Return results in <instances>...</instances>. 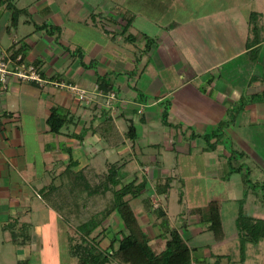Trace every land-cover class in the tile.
I'll list each match as a JSON object with an SVG mask.
<instances>
[{
	"label": "crops",
	"instance_id": "0c3cea01",
	"mask_svg": "<svg viewBox=\"0 0 264 264\" xmlns=\"http://www.w3.org/2000/svg\"><path fill=\"white\" fill-rule=\"evenodd\" d=\"M11 2L24 13L11 26V12L0 0V47L8 53L21 47L25 59L37 65L43 76L77 84L91 100L79 101L65 88L12 76L6 89L0 84L2 252L1 244L11 243L30 256L25 264H42L39 253L50 249L43 256H59L63 258L60 264H77L69 247L70 240L80 235L77 225L84 218L83 207L79 210L82 217L75 213L68 217L70 204H76L67 194L78 202L84 197L83 191L74 193L67 181L69 149L77 162L72 171L90 165L103 172L114 156V162L125 171L123 183H127L125 177L142 174L147 181L145 193L155 192L156 184L163 183L158 181L160 177H177L185 189L190 178L217 177L216 168L221 164L218 171L227 172L226 150L222 145L206 150L202 136L238 107L236 99L264 92V0H242L243 12L235 10L232 0ZM251 12L259 14L260 42L248 47ZM43 24L58 31L37 27ZM99 77L106 80V91L98 87ZM109 91L116 93L111 116L123 138L117 147L107 146L93 131L105 112L110 113L103 101ZM257 102L262 103L249 101L236 112L234 122L224 128L225 137L254 146V131L262 128L263 120L245 124L242 114L254 112ZM164 104L168 106L166 122L161 117ZM52 108L70 118L59 134L51 133L46 123ZM130 122L135 126L133 139L125 137ZM101 159L105 164L99 169ZM248 166L252 172L253 166ZM230 178L225 181L231 182ZM197 204L185 202L184 211L178 213L187 217L186 227L179 231L189 245L197 247L191 253L194 260L209 258L213 254L207 251L209 242H215L213 235L204 236L205 231L195 225ZM139 216L147 220L150 231V225L157 229L148 216ZM166 216L171 225L181 223L178 218L171 221L167 212ZM53 219L62 226L63 249L53 246L57 236ZM95 229L91 235H97L100 246L109 249L111 240L125 227L112 212ZM13 234L18 243L13 242Z\"/></svg>",
	"mask_w": 264,
	"mask_h": 264
},
{
	"label": "trees",
	"instance_id": "16d2710c",
	"mask_svg": "<svg viewBox=\"0 0 264 264\" xmlns=\"http://www.w3.org/2000/svg\"><path fill=\"white\" fill-rule=\"evenodd\" d=\"M2 1H5L7 9L11 12V26H13L16 24L19 14L24 13V10L17 8L11 0ZM248 25L251 36L247 41V45L251 47L260 42L261 25L257 12L249 14ZM37 27L45 28L50 33L58 31V28L53 25L47 26L43 24ZM21 50L20 47L10 54L14 56L20 54L25 59ZM97 81L99 88L104 91L108 89L109 86L103 77H99ZM261 94L264 96V92ZM250 99L253 100L255 98ZM262 100H264V97ZM243 104H238L235 110H230L229 114L231 113V118L228 121L221 120L215 129L203 134L202 138L206 150H215L220 144L224 146L223 148L228 154L226 158L227 172L224 175L225 178H229L233 173H239L248 189H259L264 195V121L261 133L262 142L259 143L261 147L260 155L263 159V179L260 181H253L251 179V168L247 164L236 162L245 155V152L234 149L229 142L230 139L223 135L224 127L235 116L233 114H236L239 109L243 108ZM167 108L168 106L164 104L161 114L164 122H166ZM69 121L70 118L61 113L58 108H52L46 118L48 129L53 134H59L62 127L68 125ZM93 131L100 136L107 146L117 147L123 143V138L111 114L108 112H105L103 119L93 128ZM135 135V126L133 122H130L125 137L133 139ZM224 138H226L225 141L223 140ZM68 153L69 163L66 171L68 174V184L74 193L80 190L85 192L86 196L81 202H78L76 198L74 200L70 194H67L72 202H75V207L77 208L74 210L75 207L73 204H70V209L66 214L68 217H71L72 213L79 216L81 206L83 207L81 211L82 216L85 212L91 214L86 220L80 219V223L77 225L80 235L69 247L70 254L77 259V264H107L111 261L117 264H217V260L225 256L223 254H213L216 257L214 263H211L207 257L194 260L191 253L197 247L189 245L188 241L179 231L180 228L186 227L185 221L179 223L178 226L171 225L167 219L166 210L160 206L153 208V212L159 218L158 230L154 241L148 227L140 220L137 210L133 207L130 200L125 198L127 195L135 198L141 194L146 185V179L139 182L137 179H132L127 183H123V176L118 174L116 168L118 165L116 166V164H112L103 172H96L90 165L74 172L71 168L77 162L71 158L70 149ZM170 179V177H167L164 183L156 184L154 188L155 193L167 195L170 189ZM224 199L225 197L219 193L218 196L211 197L195 210L197 214L196 221H199L195 223L196 227H201L205 232L211 231L216 241L222 240L225 235V232L222 230V216L220 212L221 201ZM148 201V198L144 200L146 207L150 206ZM238 201L241 207L236 216V229L240 237L241 257L239 260L231 263L243 264L244 257L242 252L245 244H256L264 240V218L249 215L242 209L243 199H239ZM55 207L57 210H60L58 205L55 204ZM112 212L117 213L122 219L125 230L117 238L111 240L109 249H104L100 246L97 235L92 236L91 233ZM99 213L101 214V218H96L95 216ZM155 225L157 226V224ZM12 240L14 243H18L14 234ZM114 243H117V245L114 246ZM155 244L159 245V249L155 247ZM25 263H27V260L17 261V264Z\"/></svg>",
	"mask_w": 264,
	"mask_h": 264
},
{
	"label": "rangeland",
	"instance_id": "374dc122",
	"mask_svg": "<svg viewBox=\"0 0 264 264\" xmlns=\"http://www.w3.org/2000/svg\"><path fill=\"white\" fill-rule=\"evenodd\" d=\"M236 3V8L235 10L238 11H246L244 8V4L245 2H242V0H232V3ZM258 4V1L255 2L253 5ZM246 7V6H245ZM239 12V13H241ZM264 96L259 93V97L254 96L255 99H253L252 101H259L262 103L257 102V104L254 105L253 109L254 112H250V113H244L242 114L244 117V123L248 124L251 122H257L259 120H263L264 121V103L262 100ZM239 99V98H238ZM238 99H236L237 104H243V109L245 107V103H248L249 101H251L250 98H246L244 97L243 99H239V101H237ZM235 115V114H233ZM231 118V113L229 114V112L227 114H224V116L222 117L221 120L224 121H228ZM235 120V116L232 117V119L228 122V125L232 124ZM251 122V123H252ZM253 124V123H252ZM227 125V126H228ZM225 128V127H224ZM65 130V129H64ZM224 130L223 129V135H224ZM241 131H244L243 129ZM261 133H262V128H258L255 129L254 131V135H255V144L253 146V144L251 145L249 142L246 141H241L239 143L237 142H233L230 139V143L232 145V147L236 150H243L245 152V155L238 159L236 162L239 163L241 161H244L245 164H249L253 166V170L251 172V179L253 181H260L263 179V173H262V167H263V159L260 155V142H262L261 140ZM224 141L226 140V138L223 139ZM101 143H104L102 140L100 141ZM228 143V142H226ZM222 145V144H220ZM222 148L224 147L223 145L221 146ZM218 148V146H217ZM224 149V148H223ZM147 150V149H145ZM225 150V149H224ZM148 151L151 153V151L148 149ZM147 152V151H145ZM148 152V153H149ZM174 152V150H173ZM171 151V153H173ZM228 154L226 155L227 158ZM199 165L202 168V161L201 159H199ZM109 163L107 165V168L109 166H111L112 164H116V166L118 165L117 163L114 162V156L110 157L109 159ZM105 164L104 160L101 159V162L99 161V169L103 168V165ZM198 164V162H197ZM196 164V165H197ZM223 164H221L222 166ZM205 166V165H204ZM219 166V167H221ZM226 166V165H225ZM218 167V168H219ZM117 171L118 174L123 176L125 174V171L122 170V168L120 166H117ZM218 168H216L217 170V174L218 176L215 177H209V176H204V177H198V178H193V179H189V181H185V186L186 188L183 189L184 186H182L179 183V178L177 177H173L172 176V181L170 184V191L167 195L164 194H156L155 192H147L145 193V191H142L141 194H139L137 197L132 198L131 195H127L125 198H128L131 202V204L133 205V207L137 210L139 215H145L148 216L147 218L151 221L154 222V226H156L155 224H157V226L155 228H158V222L157 220H159V218L156 216V214L153 212V208L154 207H162L163 209L166 210L169 218L171 221H177V218L179 219V222H184V221H188L186 218L178 216V213L181 211H184V206H185V202H196L198 203L197 206H202L208 199H210L213 196H218L219 193H221L222 196L225 197V199L223 201H221V216H222V230L223 232H225V235L223 237V241H212V239L210 240L209 243H211V245H209V249L207 250L209 252V254L211 253V251L213 252V254L215 253L220 254L222 253L223 255H225L224 257H221L219 259V257H217L219 260H217V262L219 264H238V263H231L233 261H237L240 259V254H241V250H240V237H239V232L236 229V216L237 213L239 211V208L241 207L240 202L238 201L239 199H243V204H242V209L247 212L250 213L251 216L254 217H264V195L262 194L261 190L259 189H248L244 182L242 181V177L239 173H233V176H230V180L229 181H225L228 178H225V173L222 171H218ZM98 169V170H99ZM205 169V167H204ZM209 169V168H208ZM139 170H143V169H139ZM203 173L207 174L208 171H203ZM221 174V176H220ZM223 175V176H222ZM140 176H143L142 174ZM136 177L134 178V175H131L130 177H125L126 182L131 181L132 179H137V181H141L142 178L141 177ZM237 176V177H236ZM234 177V178H233ZM262 178V179H261ZM148 179H151L150 176H148ZM158 181L160 182H165L166 181V176L165 177H160L157 178ZM221 179V180H220ZM236 180L240 181V183H234ZM136 182V183H138ZM149 182V181H148ZM153 186H154V181H152ZM151 183H148V186L150 187ZM146 186V185H145ZM152 186V187H153ZM182 189L184 190V192H182ZM197 189V192H194V190ZM182 192V193H181ZM246 193V195H245ZM82 197H85L86 194L83 192ZM192 197V199L190 198ZM228 197V199H227ZM148 198L149 201L148 203L150 204L149 207H146L145 203H144V199ZM179 199H182V203H179ZM195 207V206H194ZM70 209V207L67 209V211ZM141 213V214H140ZM185 213V212H184ZM90 213H84L83 219H88L89 218ZM197 215V214H196ZM100 214L96 215V218H99ZM146 218V217H145ZM143 219V218H142ZM141 220V219H140ZM144 220V219H143ZM141 220V221H143ZM147 222V220L143 221L142 223L145 224ZM197 223L199 221H196ZM190 223V222H189ZM52 226L53 229L56 226V231L55 234L56 236V240L53 241V246H55L56 244V249H63L65 246V240L63 239V235L62 232L60 231L62 226L61 224H57L56 221H52ZM61 226V227H60ZM153 225H150V228L152 231L151 234L154 235V233H156V231L154 230H158V229H153L152 228ZM149 229V227H148ZM96 230V229H95ZM94 230V231H95ZM93 231V232H94ZM206 234H204V236L210 237L213 235L211 233V231H206ZM110 236V234H109ZM203 236V235H202ZM78 238V237H77ZM74 238V239H77ZM206 239V238H205ZM75 240H70L71 243H73ZM222 241V242H221ZM194 242V241H193ZM190 244V241H189ZM207 244V243H206ZM4 249L3 252L0 250V264H16L17 263V259H31L30 256H26L27 254L22 250H19L17 247H15L14 245H12L11 243H4L1 244ZM157 247V249H159V245L155 244ZM19 250V251H18ZM46 251V252H44ZM50 249H43L39 254L41 255V258H37V259H43V262H41L42 264H60L59 261L63 260V258H59V256L56 257H48L47 256H43V253H49ZM243 264H264V240L260 241L259 243L253 244V243H246L245 247L243 249ZM211 253V255L209 256V261L211 263H214V260L216 259V257ZM22 258H19L21 257ZM67 259V258H66ZM217 263V264H218ZM215 264V263H214Z\"/></svg>",
	"mask_w": 264,
	"mask_h": 264
},
{
	"label": "built area",
	"instance_id": "2783aa9c",
	"mask_svg": "<svg viewBox=\"0 0 264 264\" xmlns=\"http://www.w3.org/2000/svg\"><path fill=\"white\" fill-rule=\"evenodd\" d=\"M11 76L20 80L33 81L39 85L51 84L57 88H65L79 101L90 102L91 100L85 89L77 84L45 77L41 74L37 65L28 62L20 54L14 56L0 47V84L3 89L7 88ZM103 97L104 107L112 114L116 93L109 91Z\"/></svg>",
	"mask_w": 264,
	"mask_h": 264
}]
</instances>
